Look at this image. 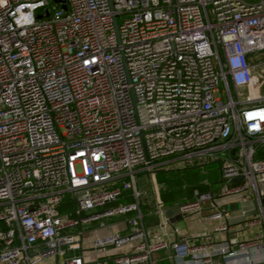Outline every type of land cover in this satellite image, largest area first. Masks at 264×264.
<instances>
[{
  "label": "built area",
  "instance_id": "2783aa9c",
  "mask_svg": "<svg viewBox=\"0 0 264 264\" xmlns=\"http://www.w3.org/2000/svg\"><path fill=\"white\" fill-rule=\"evenodd\" d=\"M253 66L264 69V0H0V263L84 264V235L117 217L124 233L91 241L129 245L116 264H154L166 247L193 263H264ZM174 159L219 167L218 188L194 190L180 214L209 201L225 232L214 199L239 195L263 231L233 248L147 225L169 208L154 185L145 198L136 172ZM66 193L72 211L60 209Z\"/></svg>",
  "mask_w": 264,
  "mask_h": 264
},
{
  "label": "crops",
  "instance_id": "0c3cea01",
  "mask_svg": "<svg viewBox=\"0 0 264 264\" xmlns=\"http://www.w3.org/2000/svg\"><path fill=\"white\" fill-rule=\"evenodd\" d=\"M219 177V173H218ZM218 181L214 188H218ZM214 202L219 209L226 211V219L230 224V228L225 232H214V227L219 223V220L208 218L207 215L211 212L210 202L205 201L202 204V211L192 214H172L167 216L156 228L169 229L172 225L180 229L178 237H191L193 235H202L204 240H214L217 243L231 244L236 248V243L241 240H250L255 235L263 231L261 223L250 222V219L256 213V204L253 198L242 201L239 195L221 196L214 199ZM170 209V208H169ZM126 231V224L122 217L112 218L108 221L107 226L104 228H97L89 230L84 235V245L81 250L84 264H116L114 257L129 252V245H122L120 247H109L105 251L94 250L91 247V241L97 236H104L110 233ZM173 235L169 236V240H174ZM154 264H202L193 263L186 259L176 256L170 247L159 249L152 254ZM221 260L220 257H218ZM53 258H46L38 264H51ZM1 264V263H0ZM264 264V263H260Z\"/></svg>",
  "mask_w": 264,
  "mask_h": 264
},
{
  "label": "trees",
  "instance_id": "16d2710c",
  "mask_svg": "<svg viewBox=\"0 0 264 264\" xmlns=\"http://www.w3.org/2000/svg\"><path fill=\"white\" fill-rule=\"evenodd\" d=\"M187 164L177 168L176 171L168 172L161 182L158 196L166 207L171 208L191 198L194 190L206 191L215 187L218 181L219 167L215 162L207 164ZM206 174L205 180L201 177ZM72 208V203H69ZM62 207V206H61ZM145 211V208H143Z\"/></svg>",
  "mask_w": 264,
  "mask_h": 264
},
{
  "label": "rangeland",
  "instance_id": "374dc122",
  "mask_svg": "<svg viewBox=\"0 0 264 264\" xmlns=\"http://www.w3.org/2000/svg\"><path fill=\"white\" fill-rule=\"evenodd\" d=\"M249 1H254V0H249ZM122 18H123V14H119L118 20H121ZM253 72H254V80H255L254 81V92H256L258 95H264V69H262L260 66H253ZM240 92H241L240 93L241 97H246L247 94L253 93V90L247 91L245 88H240ZM194 161L195 160H190L188 164H192ZM204 164H207V163H204ZM183 166L184 165H182L180 159H174V160L166 161L162 165L158 167H154L153 169L148 168V169L136 172L137 185L140 189L147 190V195L145 196V198L149 199L150 196H153V185L159 189L161 186L160 181H163V179H165V178H160V177L168 175V172L176 171L177 168H180ZM217 175H218V172H217ZM201 178L205 180V178H207L206 174L202 175ZM72 202L73 200L70 194L66 193L64 195V200L61 205L62 207L60 206L61 211H72L74 208ZM69 203H72V208H70ZM145 222L147 225L148 224L158 225L160 223V218L155 214L146 215Z\"/></svg>",
  "mask_w": 264,
  "mask_h": 264
},
{
  "label": "water",
  "instance_id": "95a60500",
  "mask_svg": "<svg viewBox=\"0 0 264 264\" xmlns=\"http://www.w3.org/2000/svg\"><path fill=\"white\" fill-rule=\"evenodd\" d=\"M175 213L180 214V211H179V208L178 207H173V208L167 209L165 211V214L167 216H171L172 214H175Z\"/></svg>",
  "mask_w": 264,
  "mask_h": 264
}]
</instances>
